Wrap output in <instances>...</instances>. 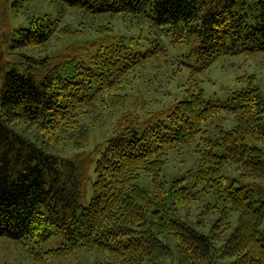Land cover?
Wrapping results in <instances>:
<instances>
[{"label":"trees","instance_id":"obj_1","mask_svg":"<svg viewBox=\"0 0 264 264\" xmlns=\"http://www.w3.org/2000/svg\"><path fill=\"white\" fill-rule=\"evenodd\" d=\"M27 1V0H16ZM87 12L126 13L146 22L155 37L172 43L193 36L199 64L189 65L190 81L184 96L167 109L164 119L142 121L137 116L120 124L98 150L94 161L92 195L81 205V185L87 157L64 156L46 144L68 140L81 148L89 129L77 116L94 96L112 91L124 71L144 52L126 45H108L88 62L63 57L51 62L30 60L12 66L0 77V236L23 242L34 257L66 256L81 250L107 253L106 264H160L172 256L161 236L178 241L179 264H264V199H251L244 186H235L224 173L233 166L242 177L264 182V91L254 77L221 104L205 98L196 74L220 55L241 51L264 52V0H61ZM56 32L54 19L33 18L13 36V47L45 43ZM156 45L160 46L159 43ZM186 63V62H184ZM123 98L109 100L111 105ZM232 114L233 126L221 120ZM217 117L213 137L202 135L204 124ZM36 129L41 142L16 125ZM200 137L194 151L198 167L189 189L179 180L167 186L160 173L169 152ZM43 142H45L43 144ZM144 173L152 189L135 183ZM212 191L221 207L214 227L236 226L218 247V235L172 218L170 210ZM174 209V208H173ZM53 233L61 246L41 251L38 244ZM39 249V251H37Z\"/></svg>","mask_w":264,"mask_h":264},{"label":"rangeland","instance_id":"obj_2","mask_svg":"<svg viewBox=\"0 0 264 264\" xmlns=\"http://www.w3.org/2000/svg\"><path fill=\"white\" fill-rule=\"evenodd\" d=\"M36 17H48L55 20L56 32L40 45L22 48L13 47L15 31L27 27ZM152 29L126 13L87 12L79 7L70 6L61 0H0V77L1 73L15 66L22 69L30 61L28 56L38 61L43 58L51 62L63 57H76L88 62L93 54L108 45L122 43L130 50L144 52V57L124 71L118 85L112 91L97 93L91 103L80 107L77 116L89 129V140L81 148H73L71 143L62 141L46 144V149L64 156L87 157L85 178L81 185V205L86 206L92 195V183L95 178L94 161L104 141L116 131L122 123L132 117L151 122L164 119L168 108L184 96L188 87L189 65H198L196 56L197 42L193 36L179 43H172L170 37L162 35L157 39ZM159 43L161 45H156ZM186 62V63H184ZM264 91V52L241 51L229 55H220L203 71L195 75L205 98L212 102L224 104L229 97L245 87L252 79ZM123 98L122 104L111 105L109 100ZM125 117V119L123 118ZM124 119L117 125L120 119ZM219 118L213 117L202 124V135L213 137V128ZM224 128L233 126L232 114H226L221 120ZM16 128L30 138L42 140L33 128ZM201 142L200 137L172 149L160 173L167 181L173 180L192 189V173L198 167L197 154L194 149ZM45 142H43L44 144ZM224 173L235 186H244L251 199H264V182L252 177H242L233 166L226 167ZM140 187L151 190L149 176L141 173L135 180ZM221 204L212 191H197L196 197L185 200L170 210L172 218L180 219L205 233L218 235L216 246L236 226L237 213L229 212V227H214ZM172 248V256L160 264H179L180 249L177 239L170 234L161 236ZM64 239L53 233L38 244L41 251L61 246ZM23 242L0 236V264H106L107 253L94 250H81L66 256L40 257L31 256ZM37 249V251H39ZM229 259L220 258L216 264H228Z\"/></svg>","mask_w":264,"mask_h":264}]
</instances>
